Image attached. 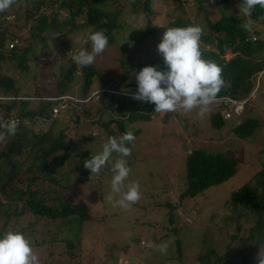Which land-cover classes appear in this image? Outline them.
I'll list each match as a JSON object with an SVG mask.
<instances>
[{
  "label": "trees",
  "instance_id": "trees-1",
  "mask_svg": "<svg viewBox=\"0 0 264 264\" xmlns=\"http://www.w3.org/2000/svg\"><path fill=\"white\" fill-rule=\"evenodd\" d=\"M224 1L214 0L218 10L214 21L208 19L201 0H21L19 6L0 14V118L19 121L17 133L0 142V235L19 231L34 249L43 250L48 256L54 253L52 248L62 243L70 250L65 252L66 256L77 255L71 250L79 247L82 225L92 217L84 204L66 196V186L59 181L67 174H59L60 166L67 162L78 178L87 177L90 171L84 167V161L94 156L91 146H97L95 151L99 154L109 137H119L128 131L138 134L139 130H129L130 126L151 120L155 105L131 98L137 90L135 75L145 66H158V70H166V66L160 54L133 59L131 48L156 41L168 28L191 25L203 28L202 57L222 68L225 81L210 105L208 122L215 130L225 125L223 113L230 107L225 100H245L255 76L264 67V8L257 6L251 17H247L242 11L239 14L226 12ZM163 2L169 8L165 19L154 10ZM199 15L205 23L198 24ZM140 16L146 20L142 27L129 24ZM78 17L84 20L78 23ZM248 21L250 31L242 27ZM16 22L21 24L16 25ZM13 28L18 30L17 34L11 32ZM94 31H103L108 37L107 48L118 49L116 61L120 74L102 82L96 65L99 55L87 67L72 63L65 72L55 76L54 94L39 95L36 86H32L33 69L41 55L52 53L47 42L55 41L52 37H61L60 44L53 43V47L62 48L68 36ZM127 34V40L134 42L131 47L128 43L121 44ZM12 42L15 43L9 48ZM91 47L86 44L80 50L90 52ZM77 73L81 77L78 96L69 88ZM15 74L28 86L19 89ZM94 85L98 87L94 91H99V99L92 98ZM252 100L245 101L235 123H228V133L238 142L251 146L250 150L258 148L257 152L264 156V147L247 142L259 126L258 117L264 113V105L258 112L252 110ZM61 103L63 109L57 117L48 120L50 108ZM84 123L97 128L96 133L90 134L91 141L83 138L81 124ZM78 149L80 153L75 152ZM256 162V171L224 202L229 213L218 222L229 239L224 251L208 248L197 254L192 264H259V256H264V161ZM238 170V163L221 150H189L184 163L183 186L176 199L164 203L168 208L167 221L172 223V210L183 199L226 182ZM249 221L252 226L241 232V227ZM172 231L177 233L176 229ZM167 233L169 231L163 236ZM174 245L176 264H185L178 237L174 238ZM69 256V264H80Z\"/></svg>",
  "mask_w": 264,
  "mask_h": 264
},
{
  "label": "rangeland",
  "instance_id": "rangeland-1",
  "mask_svg": "<svg viewBox=\"0 0 264 264\" xmlns=\"http://www.w3.org/2000/svg\"><path fill=\"white\" fill-rule=\"evenodd\" d=\"M201 2L208 19L214 21L218 17L214 0H201ZM241 2L242 0H225L222 4L226 12L239 14ZM154 10L165 19L169 8L163 2L162 6L158 3ZM200 19L199 15L198 24L205 23ZM76 20L81 23L84 17H78ZM145 21L140 16L129 21V24L142 27ZM20 24L16 22V25ZM11 32L17 34L18 30L13 28ZM163 33L164 31L162 35ZM89 34L83 32L72 34L64 41L62 37L64 42L62 48L53 47V43L60 44L61 37H52L55 41L47 42L52 47V53L48 56L41 55L33 69L32 86H36L39 95L46 97L54 94L55 76L58 77L59 73L65 72L72 63L76 64L72 57L80 48L91 44L88 40ZM162 35L156 41L134 45L131 48L132 58L142 59L159 54L157 45ZM18 45L25 44L18 43ZM44 51L46 54L47 51ZM118 56V49L109 47L96 58L102 82L120 74L121 70L116 61ZM15 75L18 88H25L27 84L17 76L18 74ZM80 85L81 77L77 73L69 85L73 95L78 96ZM97 88V85H94L92 91L98 90ZM250 105L252 110H257L256 112L264 105V74L258 81V90ZM198 112L199 109L191 112L179 110L168 116L154 112L149 122H136L130 126L129 130L138 129L139 133L134 134L135 141L127 145L132 149L131 155L127 157L132 171L125 183L138 181L142 197L138 203L128 209L114 207L107 200L111 191V163L115 161L117 154H113L112 161L101 170L99 175L89 172L87 177L78 178L71 165L64 162L60 166L59 174L67 175L59 181V184L66 186L65 194L71 201L80 202L88 208L92 219L82 225L79 247L71 250L77 253L76 256L71 257L68 254L66 256L65 252L70 250H67L63 243L52 248L54 253L49 256L43 250L33 248L42 264H55L57 260V263L69 264L68 256L74 263L80 264H176L175 237L180 240L182 261L185 264H192L197 254L203 253L208 248L223 252L224 245L229 242L225 230L218 226V222L224 220L229 213L224 202L256 171L258 166L256 161L259 159L264 161V156L257 152L258 148L250 150L251 146H246L244 141L238 142L229 135L227 126L229 122L221 129L211 128L208 122L210 107L202 115H198ZM258 119L259 126L247 142L264 147V113ZM230 122L235 123L233 120ZM81 130L86 142L93 140L90 134L97 132L95 125L88 126L86 123L81 124ZM241 146H244L242 150ZM96 147H90L93 155L97 154ZM195 148L209 152L221 150L225 156L238 163L239 170L226 182L210 187L193 198L183 199L172 210L170 218L172 223H170L167 221L168 208L164 203L177 198L184 182L185 158L189 150ZM80 149L75 152L80 153ZM72 161L74 165L75 159ZM19 222L24 224L25 220ZM250 226H252L251 221L242 226L240 231L244 232ZM172 228L176 229L177 233L174 234ZM181 228V231L178 230ZM229 228H226L227 231ZM166 231L169 233L163 236ZM165 242L168 244V249L166 254H163L157 246ZM145 243L148 245L144 246Z\"/></svg>",
  "mask_w": 264,
  "mask_h": 264
},
{
  "label": "clouds",
  "instance_id": "clouds-1",
  "mask_svg": "<svg viewBox=\"0 0 264 264\" xmlns=\"http://www.w3.org/2000/svg\"><path fill=\"white\" fill-rule=\"evenodd\" d=\"M20 2L21 0H0V14L7 13L14 6H19ZM240 5V11L245 16L251 17L252 11L257 6L264 8V0H242ZM242 27L250 31L251 22H245ZM203 31L199 25L183 28L173 27L164 31L157 45V51L163 59L166 70H158V66L143 67L135 75L137 90L131 98L145 103H153L155 105L154 112L161 116L179 110L191 112L194 109H199L198 115L207 111L225 81L222 76V68L214 61L202 57L200 45ZM128 34L121 44L128 43L131 47L134 42L127 40ZM88 40L91 42V51L81 49L72 57L73 61L82 68L93 64L95 58L103 54L109 46L108 37L103 31L90 33ZM263 73L264 67L255 76L253 87L245 100H242V106L248 99H254L258 90V81ZM91 95L92 98L99 99V91H92ZM226 112H229L230 116L225 118L223 113L224 122L232 120L235 122L237 114L231 112V106ZM18 128V120L0 118V130H2L0 131V142L5 141L8 136H14ZM135 139L136 137L131 131L125 132L119 137H109L99 154L84 161V167L91 174L99 175L101 170L112 161L113 154H117L115 161L111 163V191L107 200L114 207L122 209L130 208L142 197L138 181L125 183L132 171L127 160L132 149L127 145L134 142ZM157 247L161 253L166 254L168 249L166 242ZM0 264H42V261L34 251L30 240L23 233L6 231L0 235ZM259 264H264V256H259Z\"/></svg>",
  "mask_w": 264,
  "mask_h": 264
},
{
  "label": "built area",
  "instance_id": "built-area-1",
  "mask_svg": "<svg viewBox=\"0 0 264 264\" xmlns=\"http://www.w3.org/2000/svg\"><path fill=\"white\" fill-rule=\"evenodd\" d=\"M15 42H12L8 45L9 48H12V46L14 45ZM95 98H97V96L95 95ZM70 99V98H69ZM71 100V99H70ZM72 101V100H71ZM226 102H228L231 106V112L233 114H238L241 110V107H242V102L240 103H235L234 101H230V100H225ZM63 105L61 103V105H59L58 107H51L50 110H49V115H48V120H51V119H54L57 117L58 113H59V110L60 109H63ZM230 116V113L229 112H226L224 113V117L225 118H228ZM144 246H147V244L145 243Z\"/></svg>",
  "mask_w": 264,
  "mask_h": 264
}]
</instances>
